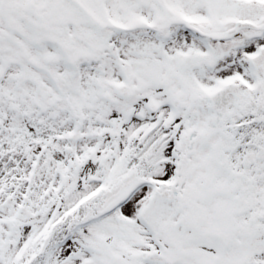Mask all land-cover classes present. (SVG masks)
<instances>
[{
    "label": "snow or ice",
    "instance_id": "6c2138e0",
    "mask_svg": "<svg viewBox=\"0 0 264 264\" xmlns=\"http://www.w3.org/2000/svg\"><path fill=\"white\" fill-rule=\"evenodd\" d=\"M0 264H264V0H0Z\"/></svg>",
    "mask_w": 264,
    "mask_h": 264
}]
</instances>
